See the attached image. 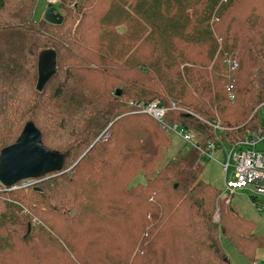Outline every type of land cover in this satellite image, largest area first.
I'll return each mask as SVG.
<instances>
[{
	"label": "trees",
	"instance_id": "1",
	"mask_svg": "<svg viewBox=\"0 0 264 264\" xmlns=\"http://www.w3.org/2000/svg\"><path fill=\"white\" fill-rule=\"evenodd\" d=\"M36 2L0 0V150L33 121L65 163L0 183V264H235L221 236L257 264L256 222L194 148L161 163L169 131L129 102L158 99L202 144L264 126V0H61L60 24L33 20ZM40 50L54 71L37 89Z\"/></svg>",
	"mask_w": 264,
	"mask_h": 264
},
{
	"label": "built area",
	"instance_id": "2",
	"mask_svg": "<svg viewBox=\"0 0 264 264\" xmlns=\"http://www.w3.org/2000/svg\"><path fill=\"white\" fill-rule=\"evenodd\" d=\"M56 1L49 0L48 3L52 4ZM235 66L236 63H234ZM227 87L230 88L231 85ZM232 97L233 95H231ZM129 105L134 111L143 112L155 119L167 131L177 133L186 143L190 144L189 146L196 149L204 159H212V152L224 144L218 136L202 144L180 123L167 122L165 117L168 107L158 99L149 102L131 100ZM170 107L177 108L176 103L170 101ZM214 128H218V123L214 125ZM261 143L264 144V126L250 132L238 143L229 144L230 148L228 150L225 149V161L221 165L225 176H228L230 172L229 178L226 179V189L229 191V196L224 197L226 202L230 201V196L237 190L242 189L248 190L255 197L264 195V150L258 147ZM231 159L232 162H230ZM230 167L232 168L231 170ZM33 179H23L20 181L21 185H28L33 182ZM255 204L258 206V203Z\"/></svg>",
	"mask_w": 264,
	"mask_h": 264
},
{
	"label": "rangeland",
	"instance_id": "3",
	"mask_svg": "<svg viewBox=\"0 0 264 264\" xmlns=\"http://www.w3.org/2000/svg\"><path fill=\"white\" fill-rule=\"evenodd\" d=\"M49 0H37L36 5L33 10V20L36 22H39L43 18V14L47 6L53 5L58 10L59 5L61 3V0H57L55 3L49 4ZM62 13V12H61ZM63 14V13H62ZM39 57L44 59V65L45 69L48 71L50 70L54 65V54L50 50H40ZM258 117L260 120H264V103L259 107L258 109ZM190 132V131H189ZM191 135H193L192 132H190ZM169 136L171 139V146L167 149L165 152L164 157L161 159V163L169 160V159H177L180 157H183L189 151L191 150L190 144L185 142L177 133L175 132H169ZM189 146V148H187ZM258 147L260 149L264 150V144H259ZM230 145L227 143H224L221 145V147L217 148L212 152V159H204L201 156H199V153L197 150L193 149L190 152H193V155H196L198 153V157H196V165L198 167H202V173L201 178L208 183L213 184L215 187L220 189L222 198L225 196H229V191L226 189V179L229 178L228 176L224 175L223 168L221 163L225 161V149H229ZM232 162V159L230 160ZM75 164V163H74ZM72 164L69 168H72L74 166ZM232 168L230 167V170ZM144 178L141 174H138L135 179L133 180V183L143 182ZM101 186L99 189H102ZM97 191V189H96ZM252 196H254L252 193H250L246 189L237 190L233 195L230 196L231 204L239 211L240 214L245 216L248 219H251L256 222V228L255 231L257 233H264V195H259L257 198L258 201L261 203H258V206L255 204V201L252 200ZM218 209L214 210L212 219L214 222L218 223L219 220V214ZM97 224L91 225L90 229L93 230L97 228ZM89 229V230H90ZM101 229V227L97 228ZM95 231V230H94ZM102 234H89L85 235V233H81L80 237L82 239H85V237L91 238V237H101ZM85 239V240H86ZM86 241H84L83 245ZM220 242L222 245V248L226 254V256L235 264H252L250 263L243 255L237 252V250L234 248V246L229 242V240L223 236L220 237ZM259 262L257 264H264V252L260 251L257 255L256 262Z\"/></svg>",
	"mask_w": 264,
	"mask_h": 264
},
{
	"label": "water",
	"instance_id": "4",
	"mask_svg": "<svg viewBox=\"0 0 264 264\" xmlns=\"http://www.w3.org/2000/svg\"><path fill=\"white\" fill-rule=\"evenodd\" d=\"M43 19L49 23L60 24L63 15L55 6L49 5L44 11ZM53 71L54 65L47 71L44 59L39 57L37 89L43 87ZM116 94L119 95L120 91L117 90ZM64 163L65 155L46 147L42 142L41 132L34 122L27 121L16 141L0 150V183L4 186H12L23 179L59 172L63 169ZM34 189L40 190L39 187Z\"/></svg>",
	"mask_w": 264,
	"mask_h": 264
},
{
	"label": "crops",
	"instance_id": "5",
	"mask_svg": "<svg viewBox=\"0 0 264 264\" xmlns=\"http://www.w3.org/2000/svg\"><path fill=\"white\" fill-rule=\"evenodd\" d=\"M258 200H259V199L256 197L255 200H253V201H255V203H261V202H259ZM256 263H259V262L257 261Z\"/></svg>",
	"mask_w": 264,
	"mask_h": 264
}]
</instances>
